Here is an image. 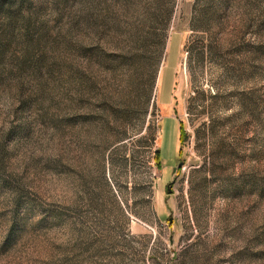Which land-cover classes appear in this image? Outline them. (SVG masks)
<instances>
[{
    "label": "rangeland",
    "instance_id": "obj_1",
    "mask_svg": "<svg viewBox=\"0 0 264 264\" xmlns=\"http://www.w3.org/2000/svg\"><path fill=\"white\" fill-rule=\"evenodd\" d=\"M0 264H264V0H0Z\"/></svg>",
    "mask_w": 264,
    "mask_h": 264
},
{
    "label": "water",
    "instance_id": "obj_2",
    "mask_svg": "<svg viewBox=\"0 0 264 264\" xmlns=\"http://www.w3.org/2000/svg\"><path fill=\"white\" fill-rule=\"evenodd\" d=\"M167 188H168L167 192H168V193H171L170 185H168Z\"/></svg>",
    "mask_w": 264,
    "mask_h": 264
}]
</instances>
